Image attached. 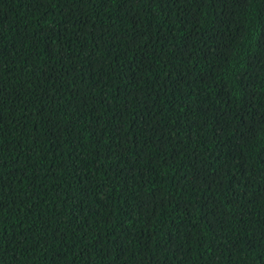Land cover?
I'll return each instance as SVG.
<instances>
[{
	"label": "trees",
	"instance_id": "trees-1",
	"mask_svg": "<svg viewBox=\"0 0 264 264\" xmlns=\"http://www.w3.org/2000/svg\"><path fill=\"white\" fill-rule=\"evenodd\" d=\"M0 264H264V0H0Z\"/></svg>",
	"mask_w": 264,
	"mask_h": 264
}]
</instances>
